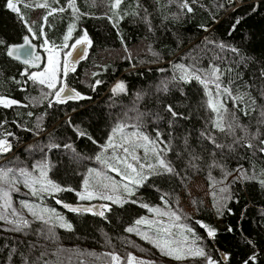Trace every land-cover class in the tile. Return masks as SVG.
Listing matches in <instances>:
<instances>
[{
  "label": "trees",
  "instance_id": "16d2710c",
  "mask_svg": "<svg viewBox=\"0 0 264 264\" xmlns=\"http://www.w3.org/2000/svg\"><path fill=\"white\" fill-rule=\"evenodd\" d=\"M29 2L24 0V3ZM36 2L43 3L44 0ZM180 2L182 0H122L119 12L128 15L122 20L115 17L119 20L117 27L106 18L112 15L111 0H95V3L93 0H76L77 7L85 14L78 20L73 18L71 9L49 17L45 32L47 39L57 46L62 45L70 25L74 31L69 44L84 31L91 40L86 57L64 79L83 99L57 103L51 96L44 98L47 88L22 78L20 73L24 67L8 59L5 47L0 45V93L21 102L10 108L0 106V123L3 124L0 132L12 133L8 137L12 149L0 154V168L23 167L32 171L33 165L44 162L48 165L47 179L62 188L74 189L54 195L44 193L41 199L40 195H32L22 181L15 185L18 191L10 192L11 206L30 222V226L21 232L6 231L12 225L0 221V264H23L21 254L32 264H104L110 262L106 254L111 252L122 258L121 264H125L128 253L144 261H155V264H205L203 259L176 261L161 256L152 244L135 232H126L125 228L134 226L137 219L149 214L147 208L140 206L142 203L175 211L181 220L177 222L170 217L173 223L189 224L201 238L197 243L212 253L214 259L227 253L228 264H243L255 251L257 264H264V187L258 181L238 180L236 171L242 167L251 174L254 166L259 174L264 170V157L258 147L254 151L240 144L234 145L231 136L213 127L212 122L217 116L207 108L204 86L194 79L181 80L185 73L178 67L196 68L202 74L218 68L222 87L230 88L234 95L247 94L246 100L248 97L255 100L249 110L243 103L234 107L230 98H224L227 109L224 124L235 119L248 129L249 139L257 130L260 139H264V117H261L264 112V0H198L192 5V13H187L186 9L181 12ZM6 3L7 0H0V39L9 45L19 42L28 33L17 13L9 10ZM24 3L18 7L29 23L37 22L34 28L39 33L47 10L34 6L25 8ZM53 6L67 7V0H60V5ZM237 19L240 23L232 31ZM44 39L41 36L32 40L42 45ZM48 46L52 47V44ZM233 48L238 51L233 52ZM13 78L23 79L26 83L17 84ZM96 80L102 83L93 90ZM119 81H123L126 90L113 95L112 84ZM165 83L167 91L163 90ZM210 87L215 92V87ZM168 105H173L181 118L173 119L167 111ZM245 111L249 114L245 115ZM118 124H123L125 130L135 129L131 126L140 124V130L152 140H156L157 131L162 133L170 149L159 142L157 148L165 150V159L178 175H149V170L143 171L148 179L138 186L132 197L138 202L112 205V211L106 213L107 219L91 212L63 211L57 207V199L63 202L102 201H82L76 195L77 191H82L89 169L120 181L108 167L113 148L104 147L108 144L109 132ZM77 127L92 140L87 136L80 137L75 131ZM201 133L214 136L216 143L225 147H215L207 135ZM236 135L243 136L244 133L237 129ZM49 143L60 147L49 150L46 147ZM252 143L258 145L259 141L252 139ZM65 144H71L72 149H65ZM229 145L233 147L230 149ZM97 155L100 160L96 159ZM214 161L221 167H212ZM226 172L231 173L227 179ZM194 177L203 180L215 219L207 218L197 208L192 213L186 211L180 204L179 195L187 194V187ZM218 181L223 183H216ZM89 183L97 185L95 180ZM225 186L232 193L227 205L231 213L225 211L220 215L214 207L213 192L219 199L223 195L220 189ZM164 193L168 194L170 204L167 209L160 199ZM22 201L29 206L37 203L55 209L63 221L72 225L71 230L48 218L41 220L32 216ZM195 221L214 227L215 239H210L206 230ZM229 226L232 232L228 231ZM138 227L141 232L155 231L146 224ZM173 231L179 233L181 230ZM13 248L17 252L9 262L8 254ZM41 253L44 255L38 260Z\"/></svg>",
  "mask_w": 264,
  "mask_h": 264
},
{
  "label": "snow or ice",
  "instance_id": "6c2138e0",
  "mask_svg": "<svg viewBox=\"0 0 264 264\" xmlns=\"http://www.w3.org/2000/svg\"><path fill=\"white\" fill-rule=\"evenodd\" d=\"M95 3V0H93ZM198 0H182V2L178 3V7L181 12L185 9L187 13L193 12L192 5L196 4ZM24 3V0H7L6 7L17 13L20 21L23 23L24 27L27 30L26 35L23 36V43L19 45H8L2 39H0V45L6 48V54L8 57H14L16 60H22L23 64L26 66L24 71L20 73L22 78L26 77V80H30L33 83H38L41 86H45L47 88V92L43 93L44 98H48L51 95H54L57 103H63L68 99H83L79 92L75 89H68V94H65L66 85H64L61 81V77H67L70 71H75V65L79 63V60H82L86 57L87 47L80 49L81 45H91V40L88 36L87 31H84L82 35L75 39L74 43L69 44L68 41L72 39V32L74 31V27L70 25L68 27L67 33L63 36L62 45L57 46L55 42H50L47 39V33L45 32V25L48 24L49 17L54 16L57 13H65L68 9L72 10L73 18L78 20L81 15H85L81 13L80 9L77 7L76 0H67V7L65 6H53L60 5V0H44L43 3H37L36 0H30L29 3H24L25 8H41L46 9L47 13L42 17L43 23L39 25V33L34 28L36 25V21L28 22L27 18L21 13L19 4ZM122 4V0H111L109 7L112 9V15H107L106 18L112 22L113 27H117L119 20H122L125 15L128 13L120 14L119 9ZM222 7V6H221ZM255 11V8H253ZM119 17L115 19V17ZM240 23V19H237L236 22L232 26V31H235L236 26ZM207 30V29H205ZM231 34V32L229 33ZM45 37L44 44L42 46H47L49 43L52 44V47H45V51L48 53L47 55V63L42 65L43 71H30L32 68L40 67L41 56L37 52V46L32 44V39H38L39 37ZM25 46H28L31 51H26ZM221 48L224 45H220ZM233 52H237L238 50L233 48L231 49ZM125 51L127 48L125 46ZM184 71V75L180 77L181 80H185L186 82L189 80H196L200 84L204 86L205 95L208 97L206 104L207 108L212 112L216 113L217 119L212 122L213 127L217 128L221 132H226L229 136L233 138V144H240L249 149H253L254 151L257 149L259 152L264 153V139H260V132H257L249 139L248 129L245 126L240 125L233 120V122L224 124L223 116L227 111L224 108V98H230L232 100L233 106L238 107L240 103L245 105L246 109H252L255 105V100L248 97L245 99L247 94H233L230 88L222 87L219 83V69L213 68L211 73L202 74L200 70L196 68L184 69L183 65L178 66ZM95 76L96 74L93 73ZM264 75V73H262ZM14 82L17 84L26 83L25 80H15ZM102 81L96 80L95 85H93V90L95 87L100 85ZM59 85V87H58ZM213 85L215 87V92L212 91ZM126 90V86L123 81L117 82L113 88L111 89L113 95L123 93ZM167 91V85L165 83V87L163 89ZM219 98V99H217ZM35 100V98H32ZM49 106H51L52 101L49 99ZM21 102L10 98L9 96L0 93V106L4 108H10L13 105H18ZM167 111L171 114L173 119L181 118V114L174 110L173 105L167 106ZM245 115H248L249 112L245 111ZM32 115V113H29ZM261 117H264V112H261ZM42 119V118H38ZM3 127V124L0 123V128ZM37 129L40 128V124L37 123ZM124 125L118 124L116 128L112 131L116 133L118 130L121 131L122 136L124 135ZM131 127L135 128L136 131H132L127 134L126 142L120 145H113L111 141L113 140V136H109V143L104 147L113 148V157L112 162L108 163V167L112 172H115L119 177L120 181H116L114 178L111 179L110 183L106 184H97L91 185L89 183V177L86 176L84 179V185L82 191H77L76 195L80 200H93V199H102L106 201H110V204H100V205H92L91 207H73L70 204H64L63 201L57 199V204H63V207L67 208L71 212H91L94 215H98L107 219L106 213H110L112 211V205H120L123 206L125 203L136 204L138 201L136 199H132L136 195V189L138 186L142 185L147 179L148 176L143 174V169L147 168L149 170V175H164V174H173L178 175L175 168L165 159L166 152L164 149L157 148V142L160 144H164L165 148L170 149V145L165 142L162 138L163 134L159 131L156 132V140H152L148 135H145L143 131H141V125L135 124ZM237 129L244 133L243 136H237ZM75 131L80 137H85L89 140H92V137L88 135L84 130L80 128H75ZM12 133L10 132H0V154L9 152L12 149V144L9 142L8 137H10ZM201 135H207V138L215 145L217 148H224L225 145L217 144L216 139L212 135H208L207 133H201ZM135 137V139H132ZM252 139H256L259 141V144H253ZM247 140V143H245ZM145 142L147 145L152 146V150L155 154V163H144L141 160V157L135 154V150L138 147L145 146ZM95 143V141H93ZM49 150L52 148L60 147V145L55 143H49L46 146ZM230 149L233 147L232 145L228 146ZM65 149H72L71 144H65ZM119 148L120 151L116 149ZM43 151V149H41ZM74 151V149H73ZM149 149L145 146V157L147 160V153ZM97 160H100L101 157L99 155L96 156ZM193 159H198L194 157ZM212 167H221V165L217 164L215 161L211 165ZM47 167L44 162H37V164L32 166V171H28L26 168H0V200L3 201L0 204V221H5L6 223L12 225L11 228L5 229L6 231H14L21 232L30 226V222L23 218L22 215L17 213L16 209L12 208L10 203V192L18 191L15 188V185L23 182L25 187H28L32 195H40L41 199H43L44 193L48 195H54L55 193L63 192V191H74L71 188H62L59 184L47 179ZM140 169L139 171L137 169ZM89 173H93L94 169H89ZM239 173L237 176L238 180L245 181H258L261 187H264V170H262L259 174L256 173L255 168L253 166V171L251 174L247 172V170L242 167L236 169ZM39 172V175L36 173ZM134 174V175H133ZM100 175V173H97ZM231 175V173H225V179L227 176ZM105 179L108 177L105 174ZM216 183H223V181H218ZM7 189V190H6ZM120 190L122 194L117 196L115 193ZM220 192L223 194L217 199L215 192H213L214 199V207L217 209L218 214L223 215L225 211L231 213V209L228 208V201L232 199V193L229 190L228 186L222 187ZM127 197V198H125ZM162 203L165 206V209L170 207L168 194L164 193L160 197ZM238 202V201H237ZM24 207H27L32 216L37 217L38 219L43 220V213L50 212L55 213V209H47L41 207L40 214L38 215L36 209V205L29 206L27 202H21ZM141 207L147 208L149 212L156 213L157 215L164 217H174L175 221L179 222L181 217L177 215L175 211H167L161 209L159 206L151 207L147 203L140 204ZM9 209L11 211L9 212ZM12 217V219H9ZM61 221L64 220L63 217H59ZM47 223V221H45ZM196 224H199L202 228L206 230L207 236L210 239H215L216 237V229L210 225L204 224L202 221H195ZM141 224H150L155 225V231H144L141 232L139 229V225ZM61 227H66L71 230L72 225L64 221L60 225ZM178 228L181 231L176 233L173 229ZM125 231L128 233L135 232L137 235L141 237V239L147 241L152 244L161 254V256L170 257L176 261H187L192 260L195 261L197 259H203L205 264H228L229 262V254L222 253L219 259H214L213 254L206 251L205 247L202 246L201 243H197L201 238L196 235L194 229L187 223H173L171 225L167 224L164 220H153L148 221L144 217H140L134 222V226H129L125 228ZM229 232H232L233 229L229 226ZM249 244L252 242L249 240ZM34 247V245H33ZM141 251H145L141 249ZM17 252L16 248H13L11 252L8 254L9 262H11L12 256ZM44 253H41V257L37 259H41ZM108 257H110L112 264H121L122 258L115 252L107 253ZM257 253L253 251L251 255L247 257L243 261V264H257ZM21 259L23 264H32V262L28 259L27 256L21 254ZM136 259L132 255V253L127 254V264H132V262ZM140 264H155V261H141Z\"/></svg>",
  "mask_w": 264,
  "mask_h": 264
},
{
  "label": "rangeland",
  "instance_id": "374dc122",
  "mask_svg": "<svg viewBox=\"0 0 264 264\" xmlns=\"http://www.w3.org/2000/svg\"><path fill=\"white\" fill-rule=\"evenodd\" d=\"M42 45H39V48H40V50H42V52L44 54V64H46L47 63V55H48V53L45 51V47H50V46H48V45L47 46H42ZM36 71H43V67L41 69H39V70H36ZM61 80H62V77H61ZM116 83L117 82L112 84V87ZM58 87H59V85H58ZM51 97L54 98V95H51ZM112 130L109 132L108 137L110 135L113 136V140L111 141V143L113 145H120L122 143H125L126 142L125 138H126L127 134L132 132V131H136V129H130V130H125L124 129V135L122 136L121 131L118 130L116 133H113ZM132 139H135V137H133ZM107 142L109 143L108 138H107ZM158 145L159 144L157 142V146ZM145 146L148 147V149H149V151L147 153V160L144 159V157H145ZM145 146L138 147L135 150V154L139 155L141 157L142 162H144V163H155L156 162L155 154H154V152L152 150V146L151 145H147L146 142H145ZM117 149H119V148H117ZM137 170L139 171L140 169L138 168ZM143 171H148V169L145 168V169H143ZM97 173H99V172H97V170H95L93 173H89V171H87L86 174H85V177L88 176L89 177V181L95 180L97 182V184L110 183L111 179H113V178L116 181H118L113 176L111 177V176H107L106 175L108 177V179H105V175H103V176H102V174L97 175ZM36 175H39V172H37ZM83 185H84V183L82 184V188H83ZM121 194H122V191H120V190H118L117 193H115V195H117V196H119ZM101 202H103V204H110L111 203L110 201H106V200H102ZM179 202L184 207V209L186 211H189V212L192 213L194 208H197L207 218L215 219L214 218L215 217L214 216V210L212 208V205L208 203L207 189L205 187V184H204L203 180L200 177H194L193 178V180L189 183V185L187 187V194L185 196H183L182 194L179 195ZM34 205L37 206L35 210L37 211L38 215L40 214L41 207L47 208V209H51V208H49V207H47L45 205H41V204H37V203H35ZM43 217L54 221L58 225H61V223L64 222V221H61L59 219V217H61V216L56 211H55V213L44 212L43 213ZM145 219L148 220V221H153V220H157L158 221V220L162 219L169 225L173 224V220L169 216L161 217V216L157 215L156 213H152V212H149V214L146 215ZM216 222H219V220H217ZM146 225L148 227H150L151 229H155V227H156L155 225H150V224H146ZM175 230H176V228H175ZM134 257H136V256H134ZM172 260H174V259H172ZM141 261H144V259L136 257V259L132 262V264H140ZM104 264H112L111 259H110L109 263H104ZM125 264H127V259H126Z\"/></svg>",
  "mask_w": 264,
  "mask_h": 264
},
{
  "label": "water",
  "instance_id": "95a60500",
  "mask_svg": "<svg viewBox=\"0 0 264 264\" xmlns=\"http://www.w3.org/2000/svg\"><path fill=\"white\" fill-rule=\"evenodd\" d=\"M24 35H26V34H24ZM23 35V36H24ZM23 36L21 37V40L19 41V42H17V43H12V44H9V45H19V44H22L23 43ZM32 42V44H34V45H36L37 46V52L40 54V56H41V61H40V67H38V68H32V69H30V71H36V70H39V69H41L42 68V65L44 64V54H43V52H42V50H40V48H39V44L38 43H36V42H34L33 40L31 41ZM84 47H87V49H88V45L87 46H85V45H81L80 46V49H78V51L79 50H81V49H83ZM25 50L26 51H31V49L28 47V46H25ZM5 56L8 58V59H10V60H12V61H15V62H17V63H19L21 66H23L24 67V69H25V65L23 64V62H22V60H20V61H18V60H16L14 57H8L7 56V54H6V48H5ZM81 60H79V62H80ZM78 64L79 63H77L76 65H75V68L78 66ZM65 77H62V83L64 84V85H66L67 87H66V89H65V94H68V89H73V88H71L70 86H68L67 84H66V82H65ZM54 100H56V98H55V96H54ZM261 153V152H260ZM261 155L264 157V153H261ZM64 204H70V205H72L73 207H85V208H87V207H91L92 205H100V204H103L102 202H100V201H92V202H80V201H78V202H63ZM56 206L57 207H59L60 209H62L63 211H69L67 208H65V207H63V204H57L56 203ZM93 214V213H92ZM94 215V214H93ZM95 216H97V217H101V216H98V215H95Z\"/></svg>",
  "mask_w": 264,
  "mask_h": 264
}]
</instances>
